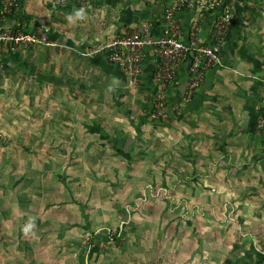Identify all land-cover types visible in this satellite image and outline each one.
<instances>
[{"label":"rangeland","instance_id":"374dc122","mask_svg":"<svg viewBox=\"0 0 264 264\" xmlns=\"http://www.w3.org/2000/svg\"><path fill=\"white\" fill-rule=\"evenodd\" d=\"M3 1L0 27L49 36L59 22L80 30L85 13L61 20L96 2L14 0L8 13ZM228 2L264 36V0ZM96 14L92 24L110 18ZM62 51L0 45V264H255L253 250L264 259V174L252 161H233L226 144L211 155V139L196 149L169 129L167 102V119L151 120L138 85L116 96L89 76L67 81Z\"/></svg>","mask_w":264,"mask_h":264},{"label":"crops","instance_id":"0c3cea01","mask_svg":"<svg viewBox=\"0 0 264 264\" xmlns=\"http://www.w3.org/2000/svg\"><path fill=\"white\" fill-rule=\"evenodd\" d=\"M168 1L171 0L140 6L130 1L121 5V0L106 4L102 3V0H96L89 8L79 10L81 14L85 13L84 24L80 30L75 27L69 30L59 22L49 37L54 44L51 48L66 51L67 81L76 84L80 80L87 81L89 76V79L107 86V89H116L112 91L115 95L117 94L116 96L121 91L132 95L134 89H130L127 85L125 75L108 62L106 52L100 51L101 47L124 27L137 28L143 24L150 26L148 30L150 37L159 38L163 30L162 10ZM76 11L78 10H68V15H73L75 19ZM105 11L110 18L113 16L111 21L103 14L99 17V24L98 21L91 23V18L98 17L95 13ZM195 17L201 19L197 32L198 42L208 45L211 17L207 14L200 16L193 11H183L176 16V21L183 32V44L189 46L187 33L190 21ZM61 21L65 22L68 19ZM245 24L247 23L241 14L235 13L234 22L221 48L219 64L205 75L204 80L190 98L186 95L185 72L190 57L176 72L166 93L167 107L170 112L169 121L171 120L169 129L178 128L181 137H186V140L194 137L193 144L194 147L197 146L196 149L199 147L202 150L203 140L211 139L213 143L211 155L213 152L220 155L223 151L220 145L226 144L225 151L232 156L233 161H252L251 165L254 169L251 171L264 174V129L260 134L256 132L262 107L261 100L264 97L262 86L264 36L261 35L259 26ZM67 25H70L69 21ZM59 56L57 54L55 60L57 72L54 78L58 84L63 63V58ZM156 60L155 51L147 48L137 91L139 94L142 93V96L144 94L152 98V101L148 103V112L156 93L153 79ZM89 82L91 83V80ZM135 94L138 93L135 91ZM213 139L220 140L218 148L214 146ZM235 173L238 172L235 170ZM253 252L256 259L255 251Z\"/></svg>","mask_w":264,"mask_h":264},{"label":"built area","instance_id":"2783aa9c","mask_svg":"<svg viewBox=\"0 0 264 264\" xmlns=\"http://www.w3.org/2000/svg\"><path fill=\"white\" fill-rule=\"evenodd\" d=\"M90 3V0H81ZM4 2V1H3ZM4 8L11 12L16 6L14 0L4 2ZM10 11V12H9ZM183 11L197 12L200 16L211 17L209 44H201L197 39L200 26L199 17L190 21L187 37L189 46L183 44V32L176 21L177 14ZM234 22L232 5L228 0H171L162 10V35L154 39L149 36V25L131 27L113 35L102 47L107 60L116 66L123 74L129 86L139 85L142 73V62L147 48L155 51L157 62L153 75L156 93L150 109L151 120H166V93L174 80L176 72L190 57L186 67V95L190 98L204 80L205 75L220 62L223 43ZM0 45L9 51L35 46L53 47L47 30L35 26L33 30L22 32L14 27H0ZM264 90V80L262 81ZM264 125L263 115L259 118L257 127ZM255 264H264V259Z\"/></svg>","mask_w":264,"mask_h":264},{"label":"trees","instance_id":"16d2710c","mask_svg":"<svg viewBox=\"0 0 264 264\" xmlns=\"http://www.w3.org/2000/svg\"><path fill=\"white\" fill-rule=\"evenodd\" d=\"M253 13H255V16H253V22L256 21L258 18H260V15L257 14V12L253 11ZM14 29H17V30H20L22 32H28V31H31V30H28L26 29V27H23L22 25H14ZM255 255L257 257V260L260 261L263 257L262 255L260 254V252L258 251H255Z\"/></svg>","mask_w":264,"mask_h":264},{"label":"clouds","instance_id":"9594fccd","mask_svg":"<svg viewBox=\"0 0 264 264\" xmlns=\"http://www.w3.org/2000/svg\"><path fill=\"white\" fill-rule=\"evenodd\" d=\"M81 12L78 10V11H76L75 12V19H79L80 17H81ZM67 19H68V21L70 22V23H73V22H75L74 21V16L73 15H69L68 17H67Z\"/></svg>","mask_w":264,"mask_h":264}]
</instances>
